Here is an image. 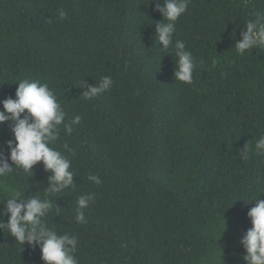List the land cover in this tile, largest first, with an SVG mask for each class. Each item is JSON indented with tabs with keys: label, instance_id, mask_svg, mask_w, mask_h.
<instances>
[{
	"label": "trees",
	"instance_id": "16d2710c",
	"mask_svg": "<svg viewBox=\"0 0 264 264\" xmlns=\"http://www.w3.org/2000/svg\"><path fill=\"white\" fill-rule=\"evenodd\" d=\"M156 3L0 0V101L15 98L19 79L39 80L65 123L82 117L51 143L70 159L75 183L50 197L62 212L46 217L77 237L79 264H246L240 241L252 202L264 199V155L243 161L239 151L264 135V48L239 55L234 44L250 14H264V0H191L174 35L198 64L190 84L175 79V56L158 41ZM105 75L111 89L84 99ZM9 123L0 125L5 152ZM33 172L0 178V201L4 185L45 198L52 173L43 162ZM89 193L88 222L77 223L76 201ZM0 264L45 262L39 246L0 229Z\"/></svg>",
	"mask_w": 264,
	"mask_h": 264
},
{
	"label": "clouds",
	"instance_id": "9594fccd",
	"mask_svg": "<svg viewBox=\"0 0 264 264\" xmlns=\"http://www.w3.org/2000/svg\"><path fill=\"white\" fill-rule=\"evenodd\" d=\"M151 2L152 0H149V3ZM190 3L191 0H163V3L157 0L156 3V9L163 16V20L156 24L158 41L162 42L165 51H170L175 56V79L188 84L192 83L198 64L192 52L187 50L185 42L181 39L174 40V35L176 21L188 10ZM57 11L59 19L67 18L68 13L63 8ZM250 17L244 25L245 30L240 33L242 38L234 44L239 55H244L246 50L264 48V14L253 12ZM17 82L15 98L8 96L0 101L3 105V110H0V125L10 122L13 136L7 140L8 151L0 150V178L9 176L15 168L22 169L30 177L34 174L33 166L38 162H43L44 168L52 175L49 177V185L45 188V198L38 195L25 196L23 189L3 186L8 195L0 201L5 205L0 215L7 219H0V229L14 237L22 246L25 243L33 249L39 246L41 259L45 264H79L75 256L77 237L68 233L58 234L54 228L48 226L46 217L53 209L55 215L62 212L56 201L50 197L75 183L74 172L70 170V159L52 147L51 143L59 139L61 125L70 135L72 126L79 125L82 117L76 115L71 123H65L66 113L47 82L41 83L39 80L27 78ZM113 83L111 76H102L99 82L89 85L81 95L86 100H92L110 90ZM80 86H84V81ZM63 147L69 152L74 151L67 143ZM253 152L256 155H264V135L256 139L254 149L247 142L239 151V156L246 161ZM13 164L15 166H12ZM88 180L97 185L102 183L98 175L90 174ZM94 200V193L78 197L75 208L77 223L88 222L84 209ZM252 203L254 206L247 212L252 226L240 241L245 250L243 259L246 264H264V199L259 196Z\"/></svg>",
	"mask_w": 264,
	"mask_h": 264
}]
</instances>
